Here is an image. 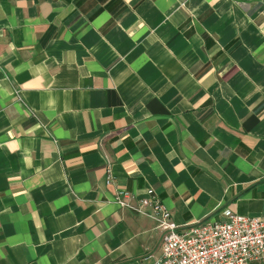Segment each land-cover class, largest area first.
<instances>
[{"label": "crops", "instance_id": "1", "mask_svg": "<svg viewBox=\"0 0 264 264\" xmlns=\"http://www.w3.org/2000/svg\"><path fill=\"white\" fill-rule=\"evenodd\" d=\"M150 187L264 218V0H0V264H151Z\"/></svg>", "mask_w": 264, "mask_h": 264}, {"label": "built area", "instance_id": "2", "mask_svg": "<svg viewBox=\"0 0 264 264\" xmlns=\"http://www.w3.org/2000/svg\"><path fill=\"white\" fill-rule=\"evenodd\" d=\"M17 95L21 100L18 91ZM132 198L121 191L116 201L153 219L162 232L161 255L151 264H264L263 217L227 210L225 220H205L178 230L171 211L152 187L138 202H131Z\"/></svg>", "mask_w": 264, "mask_h": 264}]
</instances>
